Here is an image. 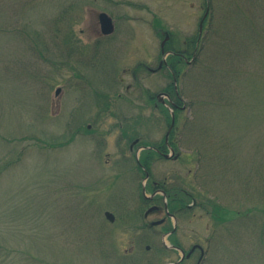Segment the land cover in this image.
I'll return each mask as SVG.
<instances>
[{
  "label": "rangeland",
  "instance_id": "1",
  "mask_svg": "<svg viewBox=\"0 0 264 264\" xmlns=\"http://www.w3.org/2000/svg\"><path fill=\"white\" fill-rule=\"evenodd\" d=\"M201 17L197 59L176 67L177 156L135 155L173 111L151 100L166 71L143 65L162 33L192 49ZM152 181L194 197L189 213L167 218ZM171 238L200 264H264V0H0V264H175Z\"/></svg>",
  "mask_w": 264,
  "mask_h": 264
},
{
  "label": "flooded vegetation",
  "instance_id": "2",
  "mask_svg": "<svg viewBox=\"0 0 264 264\" xmlns=\"http://www.w3.org/2000/svg\"><path fill=\"white\" fill-rule=\"evenodd\" d=\"M208 11H209V6L207 4L205 14H208ZM101 14H105L111 20L110 24H112L113 29H112V32L110 34H104L102 31V27H101V23H100V15ZM203 17H201L199 27H200L201 22L203 24ZM98 21H99V26H100V32L102 35V38L100 40L105 41L106 39L111 37V35L114 34V32L116 30L115 29L116 26L114 25V21H113L112 17H110L105 12L99 13ZM162 34H163V38H162V41L160 43L161 58L158 61L156 68L152 69L146 65H143V67L145 70H147L148 72H151L153 74H159L161 72L166 71L167 75H163L162 78H163V80L168 79L167 85L165 87H163V89L160 92H158L154 98H151V100L154 101L153 103H154V106L156 108H162L163 110L173 108V111L172 110L169 111L168 121H169V125H170L171 124V118H172L171 113L173 112L174 121H175L176 111H179V110H182L185 108V105L182 103L181 97H180L178 89H177V81L180 77V73L177 72L176 67H178V66H181V67L191 66L192 64L195 63V60L197 59V56L199 54V49H200L199 46H200V42H201L202 32L199 33V29H198V35H197L196 41L194 43V47L192 49H191V45H192L191 41L185 43L186 48L177 49L175 46L172 45V43H173L172 36L168 33H162ZM102 44H103V42L100 43L99 48L94 46L93 51H95L97 48L99 51L103 50ZM101 56H103V54H101ZM73 76H75V74ZM133 77L134 78L136 77L135 70L133 71ZM170 79L172 80V83L169 82ZM171 88H173V92H172ZM180 104H182V106ZM89 127L90 126L88 125V128ZM139 143H140V140L138 138L135 139L130 145V148H129L130 152L136 151L135 155H137L138 153H140V154H146L147 153L149 160L152 159L153 156H156L158 159H168V158H172V157L177 156V154H175V149L172 148L171 142H169V137H167V138L165 137L163 145H157L156 146V144H155V146L138 147ZM135 146H137L136 149H134ZM146 155H144V156H146ZM166 156H169V157H166ZM138 157L139 156L135 157L136 164H137L138 168H141L144 171V176L148 175V178H149V174H148L149 172L147 170V167L144 164V162L148 161V159L145 160V158L143 156L141 158H138ZM148 178H147V180H148ZM152 186L154 188L152 198L154 199V198H156V196L160 195L162 198L165 197L166 201H167V197H166L167 195L165 194L164 191H162V189H161L162 186H160L158 183H156L154 181H152ZM164 208H165V210L167 208L166 202H165ZM156 210H157V208H155V207L151 208V210L147 214L145 213V217L148 216V214L150 212H153V211L156 212ZM171 215L172 214H170L168 212L167 218L171 217ZM167 218H165V219H167ZM164 222H165V220L162 219V220H159L157 222H152L150 225L151 226H157V225L159 226V225L164 224ZM173 234H174V230H171L168 233L169 236H172ZM164 247L170 248L174 251H182V249L179 245H176L173 243H172V245L167 246V247H166V245H164ZM197 250L200 251L199 249L196 248L195 251L193 252V254ZM192 255L189 258H185L186 260H184V261H188L192 257ZM201 262L202 261H200V262L197 261V264H200ZM180 264H183V263H180Z\"/></svg>",
  "mask_w": 264,
  "mask_h": 264
},
{
  "label": "trees",
  "instance_id": "3",
  "mask_svg": "<svg viewBox=\"0 0 264 264\" xmlns=\"http://www.w3.org/2000/svg\"><path fill=\"white\" fill-rule=\"evenodd\" d=\"M144 164L148 168L147 163L144 162ZM164 191L168 197L167 207H168V210L170 213H172V214H187V213H189V211L192 209L193 206H188V202L192 201L191 204L194 203V201H193L194 197H192L187 191L182 190V189H179V191L182 192L180 195L183 196L184 198H186L187 200H185L184 198L178 197L177 195H179V191L175 190V188H171L169 190L165 189ZM199 205H201L202 208L206 207L205 203H202V202H200ZM219 210H222L219 205L213 207V209H212V216L215 217L216 219H219V215H217ZM171 241L173 242L172 238H171Z\"/></svg>",
  "mask_w": 264,
  "mask_h": 264
},
{
  "label": "water",
  "instance_id": "4",
  "mask_svg": "<svg viewBox=\"0 0 264 264\" xmlns=\"http://www.w3.org/2000/svg\"><path fill=\"white\" fill-rule=\"evenodd\" d=\"M110 22H111V20L105 14L100 15V23H101L102 31L104 34H110L112 32L113 28H112V24H110ZM201 30H202V22H201L200 27H199V33H201ZM173 124H174V117L172 115L171 126L167 132L166 137L168 136L169 132L171 131ZM166 157H169V156H166ZM106 217L109 220L113 221V216L110 213H106ZM194 249L195 248H192V250L188 253L187 257L193 252ZM183 256H184V254L182 253L181 259H183Z\"/></svg>",
  "mask_w": 264,
  "mask_h": 264
}]
</instances>
